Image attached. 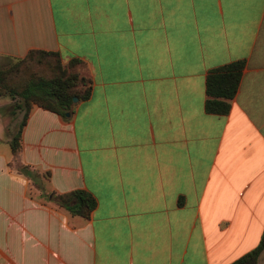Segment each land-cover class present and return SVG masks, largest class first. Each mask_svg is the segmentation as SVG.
<instances>
[{
    "label": "crops",
    "instance_id": "crops-1",
    "mask_svg": "<svg viewBox=\"0 0 264 264\" xmlns=\"http://www.w3.org/2000/svg\"><path fill=\"white\" fill-rule=\"evenodd\" d=\"M32 48L81 59L92 87L65 117L31 105L19 160L38 184L0 97V264H228L256 246L264 0H0V59ZM236 59L228 113L206 112L208 70ZM74 189L89 217L51 198Z\"/></svg>",
    "mask_w": 264,
    "mask_h": 264
},
{
    "label": "trees",
    "instance_id": "trees-1",
    "mask_svg": "<svg viewBox=\"0 0 264 264\" xmlns=\"http://www.w3.org/2000/svg\"><path fill=\"white\" fill-rule=\"evenodd\" d=\"M83 62L71 58L63 63L58 51L32 48L22 57L5 67L0 66V96L9 95L14 101L10 112L23 110L17 131L11 135L9 144L16 166L31 176L37 183L38 173L30 171L19 160L21 129L33 103L53 110L62 116L72 111L73 97L86 99L91 93V78L82 73ZM243 59H236L208 70L204 103L206 112L226 114L230 99L235 95L242 69ZM38 184V183H37ZM52 200L73 214L89 217L96 205L94 196L85 189H74L52 194ZM264 249V229L259 242L228 264H256Z\"/></svg>",
    "mask_w": 264,
    "mask_h": 264
},
{
    "label": "rangeland",
    "instance_id": "rangeland-1",
    "mask_svg": "<svg viewBox=\"0 0 264 264\" xmlns=\"http://www.w3.org/2000/svg\"><path fill=\"white\" fill-rule=\"evenodd\" d=\"M13 61H14V59L8 60V61H6V60L3 61L2 59H0V66L1 67L2 66L3 67L8 66ZM0 97L6 98L7 100H9L8 107L5 110L3 115L5 116V118H7L6 131L4 133H6L7 136L11 137V135L14 134L18 129L19 122H20L22 115H23V110H19L15 114H11V112H10L11 104L13 103L14 100L9 95H2ZM256 264H264V252L261 253V255L258 259V262Z\"/></svg>",
    "mask_w": 264,
    "mask_h": 264
},
{
    "label": "water",
    "instance_id": "water-1",
    "mask_svg": "<svg viewBox=\"0 0 264 264\" xmlns=\"http://www.w3.org/2000/svg\"><path fill=\"white\" fill-rule=\"evenodd\" d=\"M77 100H78V97H77V96H74V97H73V101H77ZM69 114H70V112L67 111V112H66V115H69Z\"/></svg>",
    "mask_w": 264,
    "mask_h": 264
}]
</instances>
